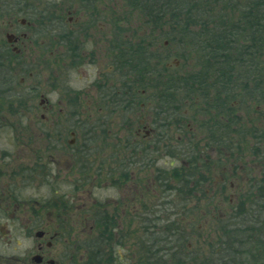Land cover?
I'll return each mask as SVG.
<instances>
[{"label":"flooded vegetation","instance_id":"obj_1","mask_svg":"<svg viewBox=\"0 0 264 264\" xmlns=\"http://www.w3.org/2000/svg\"><path fill=\"white\" fill-rule=\"evenodd\" d=\"M96 2L0 0V264L206 262L201 248L183 244L195 225L200 232L227 220L235 191L249 181L239 174L250 166L245 159L234 170L229 162L226 115L197 128L180 98L165 103L163 89L133 88L131 35L112 26L106 40ZM37 126L48 145L41 152L28 142ZM87 129L95 141L117 143L115 152L95 151L83 163L92 157ZM192 144L209 147L185 159ZM57 147L68 158L63 178L71 189L39 195L37 183L60 180ZM154 224L162 225L156 234Z\"/></svg>","mask_w":264,"mask_h":264},{"label":"trees","instance_id":"obj_2","mask_svg":"<svg viewBox=\"0 0 264 264\" xmlns=\"http://www.w3.org/2000/svg\"><path fill=\"white\" fill-rule=\"evenodd\" d=\"M120 1L127 7L138 9L146 19L144 25L151 28L145 36L139 37L138 44H132L133 88L163 89L165 103L174 104L173 98H180L175 102L182 110L198 108L196 112L204 114L212 111V120H220L223 114L226 115L228 143L224 151L229 154V162L233 160L235 170L238 161L246 158L242 156L243 148L238 149L233 144L238 142L231 136L238 132L245 137L250 133L233 111L234 100L242 93L257 108H260L258 105L264 107V0ZM163 38L177 47L169 56L182 63L176 66L173 62L168 66L158 60L153 63L150 50ZM188 59L194 63L193 67L190 71H183L182 64ZM236 121L239 125L235 131L231 128L236 126ZM260 129L256 128L252 133L256 141H252L251 155L264 162V130ZM260 166L257 174H248L249 181L244 188L249 190L240 193L238 203L229 205L227 220L217 223L218 245L225 247V254L227 249H242L236 253L238 256L234 255V250L228 252L227 264H239L244 257L252 260V264H259V255H264V218L256 219L257 223L254 221L255 225L259 224L257 226L246 225L252 221L248 216L250 210L254 207L261 210L259 201L264 200V164L260 163ZM258 216L264 217V214Z\"/></svg>","mask_w":264,"mask_h":264},{"label":"rangeland","instance_id":"obj_3","mask_svg":"<svg viewBox=\"0 0 264 264\" xmlns=\"http://www.w3.org/2000/svg\"><path fill=\"white\" fill-rule=\"evenodd\" d=\"M58 4H67L68 0H52ZM127 3V2H126ZM80 4V3H79ZM94 10L96 11V14L99 17V28L100 31H102L103 33H105L107 35L106 40H110L111 39V29L110 27L112 26H116L117 30L121 31L122 33H126L128 35H131V42L132 44H138V40L139 37H143L146 35L147 30L149 31L151 28L146 27V19L140 14L138 9H132L130 7H127V5H125L122 1L120 0H98V2H96L95 8ZM65 19V18H64ZM97 26L95 27L96 30L99 29ZM55 29V27H54ZM103 37H102V41H103ZM152 50H150L154 56L153 59V63H156V60H158V63L161 62V64L165 63H172L174 61L177 62V64L182 63L181 61H178V58L176 57H170L169 54L173 53L174 51L177 50V47L175 46L174 43L168 41V39L163 38V39H159L157 41V43L151 48ZM189 61L187 62H183L182 64V70L183 71H190L193 67V64L191 62L190 59H188ZM176 68V67H175ZM44 76V74H43ZM42 93H44V89H42ZM37 101V100H36ZM260 108H257L255 103H253V101H251L250 99L244 97L241 94H239L238 97L235 98L234 100V109L233 111H235V114L239 116V122L244 126L245 129L249 130V133H247V136H243L241 137L240 133H236L235 136H231V138H233L234 140H236L238 143H233L235 144L238 149L243 148V155L247 160L246 163L247 166H250V172H255L256 174L258 173L259 169L261 168L260 163L264 162H260L258 159L254 158L255 156L251 155L252 154V145H254V143H252V141H256V139L252 136V133H254V130L256 128H263L264 130V107L262 108L260 105H258ZM198 108H193L191 111L196 115H197V120L196 122L192 125V126H196L197 128L203 127L204 125H208V124H204L205 120H212L209 119L208 116H204L203 112H196L198 111ZM34 115L37 116V119H39V116L41 115V111H37ZM234 116V114H233ZM71 122V121H70ZM68 124V128L71 127V124ZM239 122H235L234 124L236 126H233L231 129L233 130H238V125ZM133 130L136 129V127L134 126V128H132ZM36 136H35V140H28V142L30 143V146H32V148L37 149V152H41L44 151L45 147L48 146L46 143V140L44 139L45 134L41 131V129L38 128V126L36 127ZM110 133H111V138L113 139L115 138V134L114 132H117L118 129L116 128H111L109 129ZM124 131V129H122ZM91 132V134H88L91 137V140L88 142V145L92 148L91 149V153H92V157H82L81 160L83 163H87L86 159L90 160L89 162H91V160L93 159V153L96 151L98 153H112L115 152V146L117 145V143H112V140H109L111 142V144L101 140L99 141H95L94 139V135L95 134V129H87L85 133L87 132ZM260 133L261 129H260ZM239 135V136H238ZM44 136V137H42ZM119 136H124V134L121 135V133L119 132ZM230 138V137H229ZM97 144L100 146L99 151L94 150L93 146H95V144ZM124 142V140H123ZM182 143H187V142H182ZM257 143V142H256ZM96 144V145H97ZM104 144V145H102ZM232 144V143H231ZM105 146V147H103ZM193 149H186V152L188 153V155L185 157V159H187L189 157L190 154L192 153H202L203 155H205V150H207V147H209V145H201V144H192ZM251 146V147H250ZM206 147V149H205ZM234 147V146H233ZM122 149H124L123 145L121 146ZM186 148V147H185ZM203 148V149H202ZM256 148V147H255ZM58 152H55V156L56 157V161L59 163L58 167L59 169L54 165L53 169L54 172L57 173V171L59 172V176H60V180H58L57 183H53L52 187L50 186H43L42 188H40L39 183H37L38 188L40 191H37V194L39 195H45L47 193V190L50 191L49 188H56L58 190V194H64L65 192L69 191V186L68 184H66V178H63V175H65V170H67V164H68V158L65 156H61L62 154L59 151V147H57ZM22 153L24 152H28V151H24V149L21 150ZM53 154V153H52ZM54 155V154H53ZM28 156V155H26ZM67 156V155H66ZM209 156V155H208ZM68 161V162H67ZM257 162H258V167H257ZM161 163L162 161H158L156 163V167H161ZM257 167V168H256ZM64 171V172H63ZM249 172V173H250ZM262 172V171H261ZM261 172L260 175H261ZM84 176H92L93 175V170H85L83 172ZM248 176V171H242L239 174V179H247ZM237 180L238 182H240V180ZM236 180L233 181L234 185H238V182ZM242 184V182H240ZM245 183V182H244ZM243 183V184H244ZM66 184V185H65ZM240 184V185H241ZM239 185V186H240ZM246 185V184H245ZM46 188H48L46 190ZM238 191H235L237 193H244L246 191L249 190V188H242L240 189V187H238ZM86 189V188H85ZM46 190V191H45ZM232 193H234V191L229 190L228 191V195H231ZM258 198V197H257ZM256 198V199H257ZM260 199V198H259ZM261 200V199H260ZM235 201V200H234ZM259 203L262 205L261 206V210L257 211V208L254 207L252 208L248 214V216L250 217V219L252 221H249L246 223V225L248 226H257L255 225L254 221L257 223L256 219H262L264 217L258 216L259 214L263 213L264 214V200L259 201ZM248 208V207H247ZM263 209V211H262ZM224 211V209H223ZM246 221L247 217L244 218ZM241 221V219L239 220ZM217 223L216 222H209L205 227L204 225L201 226V228L199 229L200 232H197L198 228L197 225L194 226V232H195V236H191L188 239H190V241H186L183 244V247L186 248V245L190 242V245H192L193 247H191V251H194L196 249V247L199 249L201 248L203 251L201 253L205 254L206 256H210V258H208V260L206 262H208L209 264H227V260H228V252L233 251L234 249L228 250L227 249V254H225V247L223 246H219L218 245V238L219 236H216V228H217ZM166 226V224H165ZM162 228V225L160 224H154L153 228H151L152 232H154L155 234L158 233V231L156 230V228ZM212 231V238L208 235L209 231ZM197 233H200L201 237H196ZM204 239V241H203ZM195 248V249H194ZM234 248H238V247H234ZM190 249V248H189ZM251 249V247H250ZM242 249L238 248L236 250L233 251V253H235V256H238L239 254L236 255V253L240 252ZM245 250V249H244ZM185 251V250H184ZM200 251V250H199ZM206 252V253H205ZM189 253V252H187ZM159 253H156V257L160 259L161 256L158 255ZM259 254V253H258ZM230 257V256H229ZM139 259V253L137 251L136 253V257ZM260 258V262L259 264H264V255L261 253L259 255ZM154 258H151V256H149V260H152ZM199 260V259H198ZM243 260V259H242ZM166 262L167 258L165 259ZM205 261V260H204ZM154 263V262H153ZM156 264V263H155ZM168 264H172V261ZM239 264H252V260L249 261V259L247 257H244V260L241 261ZM257 264V263H256Z\"/></svg>","mask_w":264,"mask_h":264}]
</instances>
